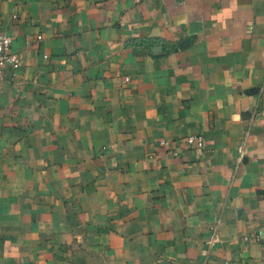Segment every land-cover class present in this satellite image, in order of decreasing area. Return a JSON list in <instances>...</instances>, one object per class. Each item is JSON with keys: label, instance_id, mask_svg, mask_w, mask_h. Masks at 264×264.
Listing matches in <instances>:
<instances>
[{"label": "crops", "instance_id": "0c3cea01", "mask_svg": "<svg viewBox=\"0 0 264 264\" xmlns=\"http://www.w3.org/2000/svg\"><path fill=\"white\" fill-rule=\"evenodd\" d=\"M0 34V264H264V0H0Z\"/></svg>", "mask_w": 264, "mask_h": 264}, {"label": "built area", "instance_id": "2783aa9c", "mask_svg": "<svg viewBox=\"0 0 264 264\" xmlns=\"http://www.w3.org/2000/svg\"><path fill=\"white\" fill-rule=\"evenodd\" d=\"M39 40L40 37H37ZM12 39L7 35L0 34V75L4 73L5 70L10 69L11 71H17L21 67V59L17 54L10 51ZM203 142V137L201 136H190L186 139L185 145L188 148L200 147ZM244 144V142H243ZM241 144L238 150L237 163L240 164L244 157V145ZM162 145H165L163 142ZM216 235H213L212 239L209 241V245L215 241Z\"/></svg>", "mask_w": 264, "mask_h": 264}]
</instances>
